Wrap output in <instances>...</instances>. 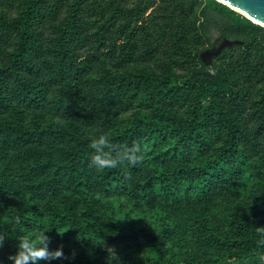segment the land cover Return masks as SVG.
I'll return each instance as SVG.
<instances>
[{"label": "trees", "instance_id": "16d2710c", "mask_svg": "<svg viewBox=\"0 0 264 264\" xmlns=\"http://www.w3.org/2000/svg\"><path fill=\"white\" fill-rule=\"evenodd\" d=\"M218 37L242 45L206 66ZM100 134L143 161L90 167ZM37 229L53 264H264V29L216 0H0V262Z\"/></svg>", "mask_w": 264, "mask_h": 264}, {"label": "clouds", "instance_id": "9594fccd", "mask_svg": "<svg viewBox=\"0 0 264 264\" xmlns=\"http://www.w3.org/2000/svg\"><path fill=\"white\" fill-rule=\"evenodd\" d=\"M89 147L94 153L90 159V167L97 171L114 169L124 162H127L129 166H135L144 158L143 150L139 145L131 150L116 151L111 147V141L106 134H100L92 139ZM46 233L47 231L37 229L28 234L13 236L12 238L16 241V252L14 255L7 256L8 264H42V262L53 264L54 261L64 258L62 247L55 251L49 250L51 241ZM5 238L6 236L0 235V250L4 248ZM257 244L264 246V230H260Z\"/></svg>", "mask_w": 264, "mask_h": 264}, {"label": "water", "instance_id": "95a60500", "mask_svg": "<svg viewBox=\"0 0 264 264\" xmlns=\"http://www.w3.org/2000/svg\"><path fill=\"white\" fill-rule=\"evenodd\" d=\"M218 3L228 7L232 11L245 17L247 20L264 29V0H216ZM235 45H242L241 42L227 40L218 37L211 44V47L203 51L199 57L206 66L212 65V59L219 56L226 48Z\"/></svg>", "mask_w": 264, "mask_h": 264}]
</instances>
